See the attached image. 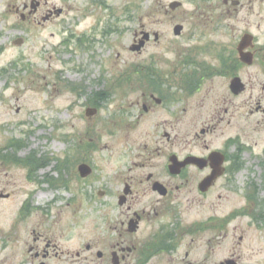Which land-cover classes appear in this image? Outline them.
<instances>
[{"label": "flooded vegetation", "instance_id": "obj_1", "mask_svg": "<svg viewBox=\"0 0 264 264\" xmlns=\"http://www.w3.org/2000/svg\"><path fill=\"white\" fill-rule=\"evenodd\" d=\"M174 3L176 8L169 10ZM162 7L164 17L182 16L174 26L180 27L179 34L173 33L178 40L177 59L164 68L154 60L130 65L123 82L132 93L134 85L141 89L135 100L125 103L139 114L127 115L121 105L117 116L133 120L131 129L152 117L149 127L154 136L142 139L144 150L150 155L157 152L155 157L163 154V171L126 179L121 193L126 190L127 195L122 205L117 204L120 215L97 219L92 236L73 235L77 225L72 220L61 224L55 219L19 218V249L24 253L20 264H152L159 259L166 264H264V235L248 236L246 226L264 230V200L256 197L264 195V159L253 153L254 146L249 148L245 126L249 111L260 115L258 124L264 128V0H179ZM59 11L48 0H6L3 15L0 12V37L19 48V19L41 28L64 14ZM146 33L149 41L136 55L151 39L155 44L160 41L158 33L157 38L156 32ZM140 37L135 32L132 43ZM17 65L19 56L10 67ZM115 92L93 93L86 107L98 117ZM242 120L244 126L239 124ZM152 143L155 146L149 147ZM248 156L259 163V172L248 171ZM171 160L177 163L172 172ZM133 165L146 167L138 161ZM254 174L257 188L246 183L238 191L253 192L257 203L246 195L244 206L236 211L190 223L178 218L179 193L186 188L194 187L201 196L217 186L236 193L234 180ZM210 177L215 178L212 186L201 193L199 185ZM138 187L156 200L137 208ZM168 216L171 219H164ZM203 235L207 255L194 259V244Z\"/></svg>", "mask_w": 264, "mask_h": 264}, {"label": "rangeland", "instance_id": "obj_2", "mask_svg": "<svg viewBox=\"0 0 264 264\" xmlns=\"http://www.w3.org/2000/svg\"><path fill=\"white\" fill-rule=\"evenodd\" d=\"M5 1L0 3L2 15ZM171 1L179 0H48L64 11L53 24L34 28L19 19V40H22L19 48L6 44L0 37V151L10 141H17L20 160L19 166L0 160V264H20L23 259L24 253L19 249V218H48L61 220V224L72 220V225H77L73 235L92 236L96 234L97 219L120 215L117 199L126 179L163 171V154L155 157L157 152L150 155V151L144 150L145 138L154 136L149 127L152 117H147L137 129H131L133 120L127 121L125 115L121 118L117 113L122 105L127 115L139 114L138 110H128L126 104L135 100L141 89L134 85L132 93L133 89L123 82L130 65L154 60L164 68L177 59L178 40L172 31L182 22V16L162 15V6L167 7ZM140 26L148 32H157L160 41L155 44L151 39L141 55H136L129 47ZM18 56L19 65L11 68ZM111 90L116 92L110 94L101 114L86 117V105L92 94ZM127 92L132 94L124 95ZM245 115L249 148L254 146L253 153L263 160L264 128L258 124L261 117L249 111ZM243 122L239 124L244 126ZM157 134L161 135L160 131ZM29 157L38 167L30 173L21 162ZM248 158V171L259 172V163ZM136 161L146 167L135 168ZM84 163L92 168V174L82 180L77 168ZM50 179L53 184L48 183ZM61 179L65 186L56 183ZM234 181L236 193L217 186L201 196L194 187L186 188L179 193L178 218L190 223L215 213L223 215L229 209L236 211L244 206L246 195L249 201L257 203L253 192L238 191L246 183L257 188L256 174ZM98 191L104 192V196L99 197ZM136 192L134 198L140 203L137 208L156 200L144 187L136 188ZM5 195L8 197L3 198ZM256 197L264 200L261 193ZM246 226L248 236L264 235V230ZM203 238L206 235L194 244L193 252L197 251L194 259H202L206 254ZM166 262L159 259L152 264Z\"/></svg>", "mask_w": 264, "mask_h": 264}, {"label": "water", "instance_id": "obj_3", "mask_svg": "<svg viewBox=\"0 0 264 264\" xmlns=\"http://www.w3.org/2000/svg\"><path fill=\"white\" fill-rule=\"evenodd\" d=\"M176 5H177L176 3L171 4L169 6V8L171 10H174L176 8ZM179 31H180V27H175L174 30H173V33L175 35H178L179 34ZM155 36H157V35H155ZM148 39H149V35L146 34V33L143 34V39L139 42V44L137 46H135V47H131L130 50L132 52H139L144 47V44H145L146 41H148ZM21 43L22 42L19 41V45H21ZM92 114H93V112H90V111L87 112V115L88 116H91ZM79 172H80V174H81L82 177H86V176H88L90 174V170L86 166L79 167ZM214 180H215L214 177H210V178H207L206 180H204L202 182V184L200 185V187H199L200 191L201 192L207 191V189L212 185V183H213ZM125 193H126V191H125ZM122 200L123 199H121V202H120L119 205H122L123 204V201Z\"/></svg>", "mask_w": 264, "mask_h": 264}, {"label": "trees", "instance_id": "obj_4", "mask_svg": "<svg viewBox=\"0 0 264 264\" xmlns=\"http://www.w3.org/2000/svg\"><path fill=\"white\" fill-rule=\"evenodd\" d=\"M9 147H13L18 150V146L14 143V142H9ZM0 160L4 163V164H12V165H17L19 166V158L16 157V154H12V155H0ZM24 164V167H26L27 169H29V171L33 170V167L36 168V165H34L33 161L31 158H27L24 161H21Z\"/></svg>", "mask_w": 264, "mask_h": 264}, {"label": "bare ground", "instance_id": "obj_5", "mask_svg": "<svg viewBox=\"0 0 264 264\" xmlns=\"http://www.w3.org/2000/svg\"><path fill=\"white\" fill-rule=\"evenodd\" d=\"M44 196V195H43ZM43 198V197H42Z\"/></svg>", "mask_w": 264, "mask_h": 264}]
</instances>
